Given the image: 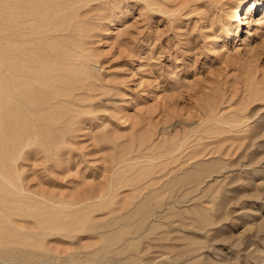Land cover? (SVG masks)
<instances>
[{"label":"rangeland","instance_id":"374dc122","mask_svg":"<svg viewBox=\"0 0 264 264\" xmlns=\"http://www.w3.org/2000/svg\"><path fill=\"white\" fill-rule=\"evenodd\" d=\"M14 1L0 264H264V0Z\"/></svg>","mask_w":264,"mask_h":264},{"label":"bare ground","instance_id":"6f19581e","mask_svg":"<svg viewBox=\"0 0 264 264\" xmlns=\"http://www.w3.org/2000/svg\"><path fill=\"white\" fill-rule=\"evenodd\" d=\"M16 1H18V0H16ZM36 1V0H35ZM13 2H15L14 0H13ZM38 2V1H37ZM29 3V2H28ZM41 3V2H40ZM246 3V0H243L242 2H240V4H239V7L238 8H236V10H238L239 12H236L235 13V15H233V17L235 18L234 20H233V22H239L237 25H239L240 23H241V17H242V15L240 14V12L242 11V9H240V8H242V6H243V4H245ZM11 4V3H10ZM24 4V3H23ZM5 5V4H4ZM15 5V4H14ZM21 5V4H20ZM6 6V5H5ZM2 7V6H1ZM11 8V7H10ZM12 8H13V6H12ZM18 8V7H17ZM28 9V8H27ZM1 10V9H0ZM6 10V9H5ZM8 10H9V8H8ZM235 10V11H236ZM15 11H17V9H15ZM3 12V11H2ZM1 11H0V15H1V13H2ZM12 12H14L13 10H12ZM20 12V11H19ZM22 12V11H21ZM20 12V13H21ZM31 12V11H30ZM40 12V11H39ZM4 13V12H3ZM2 13V14H3ZM6 13H8L7 11H6ZM10 13V12H9ZM17 13V12H16ZM16 13L14 14V15H16ZM35 13V12H34ZM43 13V12H42ZM12 14V13H11ZM10 14V15H11ZM18 14V13H17ZM36 14H37V11H36ZM36 14L34 15V17L36 18L37 16H36ZM46 13H44V15H45ZM10 15H8L9 17H8V19H5V18H3V17H1L0 16V23H3V22H5V24L7 25V31H12V29H13V25L14 24H16V20L18 19H16V18H13L12 16H10ZM30 15V14H29ZM41 15V14H40ZM43 15V14H42ZM43 15V16H44ZM47 15V14H46ZM33 16V15H32ZM42 16V18H44ZM47 16H49V15H47ZM5 17V16H4ZM15 17V16H14ZM46 17V16H45ZM24 18V17H23ZM23 18L22 19H20V20H23ZM33 18V17H32ZM39 18H40V16H39ZM48 18V17H47ZM25 19V18H24ZM31 19V18H30ZM30 19H28V20H30ZM34 19V18H33ZM27 20V21H28ZM34 20H38V17H37V19H34ZM48 20H50V19H48ZM20 22V21H19ZM22 22H24V20L22 21ZM25 23V22H24ZM19 25V24H18ZM22 26H23V24H21ZM20 25V26H21ZM24 26H26V25H24ZM23 26V27H24ZM14 27H15V29H16V27H17V25L15 26L14 25ZM18 28V27H17ZM27 27H24V31H25V29H26ZM14 29V30H15ZM18 29H20V28H18ZM28 29H26V31H27ZM26 32H24V34H25ZM27 34V33H26ZM25 34V35H26ZM17 46H20V44L19 45H17ZM34 46V45H33ZM8 49L7 51H9V52H11V54L12 55H8L7 54V51L5 52V50L4 49ZM15 48H17V47H13L12 46V48L10 47V45H5V47H3V51L1 50V48H0V146L2 145V144H4V143H9V142H16V141H18L19 140V138H20V136H21V133L23 132V128H24V126H25V123H26V121H31L30 119L29 120H27L26 119V121L24 120L23 121V119H19L18 118V114H21L20 112L18 113V107H19V104H24V102L26 103L27 101V99H26V94H25V92H27V91H25V89H26V85L29 83V81H32V80H34V79H36L37 78V74H36V72H34V70L33 69H30L28 66H26V64L27 63H29L30 62V60L28 59V57H29V55L28 56H22L23 57V59L22 60H20L19 59V53H18V51H16V50H13V49H15ZM22 48V47H21ZM20 51H22V50H20ZM4 52V53H3ZM16 52L18 53V54H16ZM14 53V54H13ZM22 53V52H21ZM21 55H23V54H21ZM20 55V56H21ZM32 55V57H33V54H31ZM35 56V55H34ZM42 56V55H41ZM43 56H44V54H43ZM46 57V56H45ZM34 58V57H33ZM46 58H48V57H46ZM32 59V58H31ZM35 59V58H34ZM40 59H41V57H40ZM40 59H38V62H39V60ZM37 60V59H36ZM41 61V60H40ZM48 61H49V59H48ZM36 62V61H35ZM37 62V63H38ZM42 62V61H41ZM47 62V61H46ZM45 62V63H46ZM26 63V64H25ZM43 63V62H42ZM29 64H31V62L29 63ZM28 64V65H29ZM35 64V63H34ZM32 65V66H30V67H33V66H35V65ZM40 64V63H39ZM38 65V64H37ZM36 65V66H37ZM35 66V67H36ZM40 66V65H39ZM39 66H38V68H39ZM44 66H45V64H44ZM42 67V66H41ZM42 68H44V67H42ZM40 71V70H39ZM56 72V71H55ZM40 73V72H39ZM50 73V72H49ZM46 75H47V71H46ZM40 76H43V75H40ZM39 76V77H40ZM48 76H50V74L48 75ZM46 77V76H45ZM54 79V78H53ZM49 80L51 81L52 79H50L49 78ZM54 80H56V79H54ZM36 81H38V80H36ZM50 81H49V83H50ZM52 82V81H51ZM54 82V81H53ZM60 82H61V80H60ZM48 83V82H47ZM55 84V83H54ZM61 84V83H60ZM36 85H38V84H36ZM48 85V84H47ZM50 85V84H49ZM48 85V86H49ZM62 85V84H61ZM60 85V86H61ZM43 87V86H42ZM52 87V86H51ZM41 88V87H40ZM55 89V88H54ZM58 89V88H57ZM35 90L37 91L38 90V88H35ZM40 90V91H39ZM38 91H37V93H36V95L34 96V97H36L37 96V94H39V95H43L42 93H41V90L42 89H39ZM56 91V90H55ZM54 91V92H55ZM58 91V90H57ZM33 92V94H34V91H32ZM44 92V91H43ZM49 92H51V91H49ZM41 93V94H40ZM57 92H55V94H56ZM30 94V93H29ZM32 94V93H31ZM46 94V93H45ZM55 94H54V96H55ZM47 95V94H46ZM57 95V94H56ZM44 96V95H43ZM52 96V95H51ZM30 97V96H29ZM58 97V96H57ZM45 98V97H44ZM43 98V99H44ZM41 99V98H40ZM32 100V99H31ZM35 100V99H34ZM37 100V99H36ZM49 100H52V97H51V99H49ZM12 102V104H10L11 102ZM43 101V100H42ZM56 101V100H55ZM49 102H51V101H49ZM36 102L34 101L32 104V106L34 107ZM47 103V102H46ZM45 103V104H46ZM52 103V102H51ZM22 105H20V107H21ZM36 106H40V105H36ZM35 106V107H36ZM26 107H28V106H26ZM33 107L32 108H27V109H30V111H31V109H33ZM38 108H40V107H37V109L36 110H38ZM41 109V108H40ZM21 110V109H20ZM25 110H26V108H25ZM35 110V108H34V111H36ZM42 110V109H41ZM33 111V110H32ZM31 111V112H32ZM39 111V110H38ZM38 111H36V112H38ZM22 112H24V110L22 111ZM30 112V113H31ZM35 112V113H36ZM29 112H28V114H30ZM14 114H16L15 116H14ZM24 114H25V112H24ZM34 114V113H33ZM22 115H23V113H22ZM26 115V116H25ZM24 116L25 117H27V112H26V114H25ZM19 117H22V118H24L23 116H19ZM28 118V117H27ZM43 118V117H42ZM32 119V118H31ZM34 120V119H33ZM32 120V123H35L34 121ZM39 120V119H38ZM41 122V121H40ZM28 124V123H27ZM31 124V123H30ZM38 124V123H37ZM40 124V123H39ZM31 125H33V124H31ZM40 125H42V124H40ZM33 127V126H32ZM37 127V126H36ZM41 127V126H40ZM25 128H26V126H25ZM29 128V127H28ZM34 128H35V126H34ZM29 130V129H28ZM35 131V130H34ZM41 131H44V130H41ZM33 132V131H32ZM40 133V132H39ZM44 133V132H43ZM30 134V133H29ZM36 135H37V133H36ZM41 136V135H40ZM33 137H34V135H33ZM37 137V136H36ZM41 138H42V136H41ZM22 139V138H21ZM26 141V140H25ZM29 141V140H28ZM9 145H10V143H9ZM11 147V146H10ZM2 148L0 147V164L2 163L1 162V160H2V158H1V155H2V157H3V155L4 154H2V151L3 150H1ZM10 150V149H9ZM14 151V150H13ZM13 151H11V152H13ZM15 153V152H14ZM8 154H11L12 155V153H10V151H9V153ZM10 155V156H11ZM9 156V155H8ZM4 158L5 159H7V163H8V157H5L4 156ZM4 160V159H3ZM10 160V159H9ZM13 161V160H12ZM8 165V164H7ZM5 170V168H4V166L3 165H0V175L2 174L1 172H3ZM7 172V171H6ZM5 172V173H6ZM8 173V172H7ZM3 174H4V172H3ZM5 175V174H4ZM2 194V193H1ZM1 194H0V196H1ZM2 195H4V194H2ZM3 197V196H2ZM5 198V197H4ZM6 200V199H5ZM5 200H3L2 202L4 203V204H6V202H5ZM10 200V199H9ZM0 201H1V199H0ZM2 202H0V203H2ZM1 204V205H4V204ZM66 204H68V203H66ZM6 206H7V204H6ZM65 206V205H64ZM67 206V205H66ZM8 208H9V206H7ZM70 207V206H69ZM68 208V207H67ZM66 208V209H67ZM62 209V208H61ZM68 209H70V208H68Z\"/></svg>","mask_w":264,"mask_h":264}]
</instances>
